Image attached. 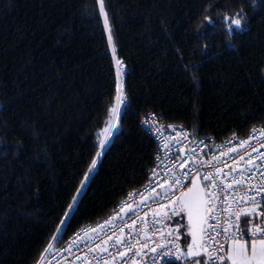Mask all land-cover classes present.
Instances as JSON below:
<instances>
[{
	"label": "trees",
	"instance_id": "1",
	"mask_svg": "<svg viewBox=\"0 0 264 264\" xmlns=\"http://www.w3.org/2000/svg\"><path fill=\"white\" fill-rule=\"evenodd\" d=\"M105 6L129 108L64 243L147 181L157 146L146 114L218 141L264 122V0ZM96 9V0H0V264H37L97 150L115 60ZM241 10L247 23L229 34L223 18Z\"/></svg>",
	"mask_w": 264,
	"mask_h": 264
},
{
	"label": "snow or ice",
	"instance_id": "2",
	"mask_svg": "<svg viewBox=\"0 0 264 264\" xmlns=\"http://www.w3.org/2000/svg\"><path fill=\"white\" fill-rule=\"evenodd\" d=\"M250 3L255 4V0H250ZM96 5L97 17L102 21L103 31L107 33L106 42L115 60L113 103L107 109L103 129L96 136L97 150L83 174V180L53 228V235L42 249L37 264H45L46 258L54 259L57 255L63 257L64 252L83 259L85 264H93V261L95 264H115L117 259L121 264H139L137 258L144 264L146 258L151 259L152 264L164 260L179 264H264V151H261L264 149V128H252L243 140H238L233 134L225 144L218 146L220 155L212 157L216 161L214 167L211 160L205 161L199 157L196 147L190 149L191 154L183 151L192 143L187 131L169 125L167 127L175 135L165 136L164 128L159 126L155 114L141 123L148 134L157 138L158 151L160 147L167 150L164 160H170L172 167L160 161L159 156L156 167L163 165L172 173L171 176L167 172L160 176L153 168L144 191L130 192L109 219L90 229L86 226L81 228L60 249L70 221L78 211L79 198L95 174L103 153L121 134L119 120L129 108L122 82V76L126 74L123 72L124 61L116 56V42L105 0H96ZM208 22L214 23L211 20ZM223 22L227 24L229 34L242 31L247 23V15L241 10L232 16L225 15ZM177 135L182 139L176 140ZM195 135L193 132L192 136ZM254 139L256 144L252 143ZM173 150L175 156L172 155ZM204 168L211 170L203 171ZM225 168L231 171L225 172ZM157 187L162 191L156 192ZM145 192L149 193L150 199ZM136 197H140L138 202ZM134 203L148 207V211L143 213L144 217L149 212L153 213L151 234L140 212L132 207ZM152 203L156 204V208L151 207ZM137 219L142 221L139 229L136 228ZM172 221L175 223H170ZM159 224L170 229L166 233L167 238L165 235L153 238L157 233L164 232V228L156 227ZM181 228L184 229L183 233L180 232ZM125 229L129 232L126 233ZM181 238L183 245L178 243ZM150 243L155 246L146 252ZM75 249L85 251L86 255L79 256ZM87 254H92L91 259ZM47 264H51V259Z\"/></svg>",
	"mask_w": 264,
	"mask_h": 264
},
{
	"label": "built area",
	"instance_id": "3",
	"mask_svg": "<svg viewBox=\"0 0 264 264\" xmlns=\"http://www.w3.org/2000/svg\"><path fill=\"white\" fill-rule=\"evenodd\" d=\"M127 71H128L127 68H126V67H123V72H124V73H127ZM125 76H126V74L122 76V82L124 81ZM123 84H124V82H123ZM124 86H125V84H124ZM127 101H128V99H127ZM152 114H155L156 120L159 121V126L164 128V135L167 136V137H172L173 135H175V134L171 131V128H168V127H167V126H169V125H171V126L177 128V129H182V130H184V131H187V132L189 133V140H191L192 143H189V144H188V147H187V148H184L183 151H184L185 153L191 154L190 149H191L192 147H196V148H197V153H198L199 157H202L205 161H209V160H211V161H212V164H213L214 167L216 166V161H215V160H212V157H213V156H219V155H220V150L218 149V146L225 144V142L228 141L229 138L233 136V135H232V136H230V137H228V138H225V139H223V140H221V141L216 140V139H215L213 136H211V135H202V136L195 135V136L193 137V136H192V133H193L194 131H193L192 129H190V128H188V127H185V126H183V125H180V124H174V123L166 122V121L163 120L158 114L153 113V112H150V113L146 114L145 116H143L142 119H141V121H142V120H145V119H147V118H149L150 115H152ZM141 126H142V129L147 133V129L142 125V123H141ZM254 128H256V129L264 128V122L261 123V124L256 125ZM194 133H195V132H194ZM249 133H250V132H249ZM249 133H248L247 135H245V136H238V135H235V136L238 138V140H243V139H245V138L248 137ZM147 134H148V133H147ZM149 135H150V134H149ZM150 136L152 137V139L154 140V142L156 143V146H157L156 158H157V156H159L160 161H163L164 163H167L169 167H172V162H171L170 160H169V161H165V160H164L165 152H166L167 150L164 149L163 147H160V148H159V151H158V140H157V138H156L155 136H153V135H150ZM180 139H182V137H180V136L177 135V136H176V140H180ZM262 139H264V138H262ZM201 141H203V143H201ZM252 143H253V144H256L257 141L254 139V140L252 141ZM261 151H264V149H261ZM172 155H173V156L176 155L175 150H173ZM253 155H255V153H254ZM222 159H228V157H222ZM197 162H199V161H197ZM257 162H258V161H257ZM157 163H158V161H157V159H155V164H154V166H152V167L149 168V170H148V178L150 177L151 170H152L153 168L156 169V171L160 174V176H164V174H165L166 172H167V174H168L169 176H171L172 173H171V172H168L167 168L163 167V165H161L159 168H157V167H156V166H157ZM189 166H191V162H189ZM173 170H175V169H173ZM186 170H187V169H184V171H186ZM209 170H211V169H208V168H204V169H203V171H209ZM224 171H225V172H229V171H231V169H230V168H225ZM157 178H159V177H157ZM160 182L163 183V180H161ZM147 183H148V179H147V181H146L141 187H139V188H137V189H135V190H133V191H131V192H137V190L144 191V186H145ZM165 187H167V185H165ZM160 191H162V189H160L159 187H157V188H156V192H160ZM145 195H149V193L145 192ZM151 195H154V193H152ZM127 197H128V195H126L123 199H121V201L118 203V205L115 207V209H114L110 214H108L107 216H105L104 218H102V219H100V220H98V221H96V222L87 223V224L81 226L80 228H78L75 232H73V233L71 234V236L68 238V240H67L64 244H62V245L60 246V249H63L64 246H65V244H67L68 241L74 236V234H75L76 232L80 231L81 228H84V227L86 226L87 228L90 229V228L96 227L98 224L103 223L105 220L109 219V218L115 213V211L118 209V207L120 206L121 202H122V201H125V200L127 199ZM150 198H151V197H150V195H149V199H150ZM220 198L222 199V197H220ZM139 199H140V197H136L137 202L139 201ZM132 207L135 208L137 212H140V215H141V217L143 218V221H144V223H145L146 226H147V230H148L149 233L151 234V232L153 231V225H152V217H153V213L149 212V215L146 216V217H144V216H143V213H144L145 211H148V207H147V206L141 207V206L138 205V203H134V204L132 205ZM151 207H152V208H156V204H155V203H152V204H151ZM127 211H128V209L126 208V209H125V212H127ZM121 215H124V213H121ZM158 218H159V217H157V219H158ZM117 222H118V221H117ZM141 223H142L141 219H137V220H136V228H137V229L140 228ZM170 223H173V224H174L175 221H172V222H170ZM156 227L164 228V225H163V224H159V225H156ZM169 230H170L169 228H164V232H163L162 234H161V233H157L156 236H154L153 238L156 239V238H158L160 235H165V237H166V233H167ZM180 230H181V229H180ZM125 232L128 233L129 230H128V229H125ZM166 238H167V237H166ZM168 239H170V238H168ZM89 246L91 247L92 245L90 244ZM154 246H155L154 244H151V243H150L148 249H145V251H146V252H150L151 248L154 247ZM75 251H76L77 254H78L79 256H81V257H84V256L86 255V252H85V251H80L79 249H75ZM158 251H159V249H158ZM87 255H88V258L91 259L92 254H87ZM64 257H66V259H65ZM48 259H51V264H85V261H84L83 259H77L75 255H72V254L69 253V252H64V253H63V257H60L59 255H57L56 258H54V259H53V258H46V260H45V264H47ZM137 259H138L139 264H144L143 261H139V258H137ZM93 264H95V261H93ZM115 264H121V261H120L119 259H117L116 262H115ZM146 264H152L151 259L146 258ZM159 264H179V262L164 260V261H160Z\"/></svg>",
	"mask_w": 264,
	"mask_h": 264
},
{
	"label": "water",
	"instance_id": "4",
	"mask_svg": "<svg viewBox=\"0 0 264 264\" xmlns=\"http://www.w3.org/2000/svg\"><path fill=\"white\" fill-rule=\"evenodd\" d=\"M182 240H183V238H181V239L178 241V243H180L181 245H183V244H182Z\"/></svg>",
	"mask_w": 264,
	"mask_h": 264
},
{
	"label": "rangeland",
	"instance_id": "5",
	"mask_svg": "<svg viewBox=\"0 0 264 264\" xmlns=\"http://www.w3.org/2000/svg\"><path fill=\"white\" fill-rule=\"evenodd\" d=\"M180 232H181V233H183V232H184V229H183V228H181Z\"/></svg>",
	"mask_w": 264,
	"mask_h": 264
},
{
	"label": "flooded vegetation",
	"instance_id": "6",
	"mask_svg": "<svg viewBox=\"0 0 264 264\" xmlns=\"http://www.w3.org/2000/svg\"><path fill=\"white\" fill-rule=\"evenodd\" d=\"M182 244H184V240H182Z\"/></svg>",
	"mask_w": 264,
	"mask_h": 264
}]
</instances>
